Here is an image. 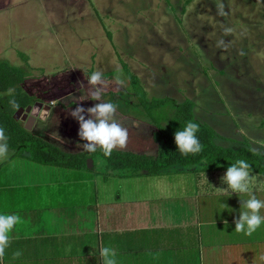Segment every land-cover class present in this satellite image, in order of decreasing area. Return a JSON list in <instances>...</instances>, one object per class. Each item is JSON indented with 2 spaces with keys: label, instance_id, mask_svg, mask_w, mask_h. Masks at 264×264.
<instances>
[{
  "label": "rangeland",
  "instance_id": "374dc122",
  "mask_svg": "<svg viewBox=\"0 0 264 264\" xmlns=\"http://www.w3.org/2000/svg\"><path fill=\"white\" fill-rule=\"evenodd\" d=\"M1 8L9 12L0 13V60L23 68L28 74L23 89L51 107L46 119L37 120L31 130L37 137L66 152L82 150L77 120L70 116L74 121L61 125L59 114L66 111V119L76 105L87 109L111 101L109 94H114L115 119L129 129L123 149L153 154L150 125L165 126L174 110L164 106L147 113L128 105L126 100L135 103L128 95V74L137 78L148 100L193 102L195 119L213 129L216 145L264 154V0H0ZM17 35L23 39L16 40ZM97 70L105 82L100 100L89 94L88 78ZM70 76L76 83L67 81ZM118 76L123 86L116 83ZM56 90L61 98L51 102ZM64 93L71 94L64 98ZM14 153L8 149L7 158L0 160V187L19 186L22 177L34 176L38 185L47 182L50 172L70 173L36 163L28 153ZM92 163L74 170L83 173L86 187L79 203L85 208L94 205V187L102 197L124 196L132 188L126 187L152 177L121 178V171L109 169L100 158ZM203 164L173 165L164 174L170 181L187 174V193L203 201L215 190L212 181L207 185L209 179L197 182L203 181ZM209 172L205 175L212 180ZM54 178L62 181L61 176ZM243 196L218 198L224 217L229 218L225 208H239ZM191 204L193 200L190 210Z\"/></svg>",
  "mask_w": 264,
  "mask_h": 264
},
{
  "label": "crops",
  "instance_id": "0c3cea01",
  "mask_svg": "<svg viewBox=\"0 0 264 264\" xmlns=\"http://www.w3.org/2000/svg\"><path fill=\"white\" fill-rule=\"evenodd\" d=\"M4 11L9 12L0 13ZM17 36L16 40L23 39ZM70 145L77 146V141ZM69 171L50 172L47 182L38 185L33 176L22 177L19 186L0 187V213L18 214L23 220L13 229L0 264H102L101 247L116 251L117 264H264V223L251 236L235 232L233 221L248 194L241 197L239 208H225L227 218L216 201L223 195L228 200L230 192L212 190L201 201L198 194L187 193V174L170 181L163 173L125 186L132 188L124 196L102 197L94 187V205L85 208L79 203L86 187L83 173ZM201 171L203 181L198 184L209 179L208 186L212 181L215 188H227L221 182L226 171L209 172L212 180ZM59 176L62 181L56 182L54 177ZM19 193L24 198L15 199ZM255 195L264 201V191ZM260 215L264 217V208ZM16 251L22 255L13 259Z\"/></svg>",
  "mask_w": 264,
  "mask_h": 264
},
{
  "label": "trees",
  "instance_id": "16d2710c",
  "mask_svg": "<svg viewBox=\"0 0 264 264\" xmlns=\"http://www.w3.org/2000/svg\"><path fill=\"white\" fill-rule=\"evenodd\" d=\"M127 77L132 89V92L128 95L135 99L134 104L126 100L128 105L147 113L164 106H170L174 110L173 118L165 126L156 123L150 125L151 122L147 123L153 128L151 141L155 145L154 153H135L121 148L114 149L110 157H105L99 149L94 153L84 150L77 153H68L56 144L53 145L30 131H26L20 121H14L13 114L19 108L33 105L36 99L23 89V84L28 80L27 72L23 68L12 66L7 61L0 60V127L5 131L8 149L13 150L14 154L19 156L22 153H28L31 160L43 166L50 165L71 170L86 169L87 159L94 161L100 158L109 169L121 171V178H131L139 175L155 177L163 174L173 165L186 166L201 161L204 162L203 170L211 172L226 171L231 163H235L239 159H244L250 164L252 174L264 177V154L256 153L246 147L231 149L216 145L213 129L195 119L193 102L185 100L177 104L169 98L148 100L137 78L128 74ZM9 88L15 90L12 96L5 95L6 90ZM109 97L111 99L109 102L116 105L117 102L112 101V98H115L114 94H109ZM12 99L19 105L18 108L14 109L10 105L9 101ZM155 120L156 118L153 117V121ZM188 121L199 125V131L196 135L203 149L199 154L185 156L178 152L174 134L176 131L183 129Z\"/></svg>",
  "mask_w": 264,
  "mask_h": 264
},
{
  "label": "clouds",
  "instance_id": "9594fccd",
  "mask_svg": "<svg viewBox=\"0 0 264 264\" xmlns=\"http://www.w3.org/2000/svg\"><path fill=\"white\" fill-rule=\"evenodd\" d=\"M226 33H230L231 29H225ZM223 41L218 42V46ZM103 73L100 70L94 71L88 78V84L92 87L89 94L94 100H100L104 89ZM116 83L120 86L124 85V81L118 76ZM14 89L6 90L5 95L12 96ZM10 105L15 109L19 105L14 99L9 101ZM117 106L111 102L95 103L87 109L78 105L71 111L70 115L77 120L79 124L78 136L80 147L82 150L94 153L98 149L105 157H110L116 148H125L128 141V130L118 123L115 119ZM86 116L88 118H86ZM199 131V125L195 122L188 121L183 129L174 134V141L178 152L182 155L199 154L203 146L201 145L196 133ZM8 156V143L5 131L0 127V160L6 159ZM250 164L239 159L227 168L225 175L221 178V182L227 185V188H214L217 194L235 193L248 194L249 198L241 201V209H243L239 218L234 220L235 232L244 233L251 236L264 223V217L260 215V210L264 208V201L257 199L255 191H264V179H259L257 175L250 172ZM23 223L22 218L18 214L0 213V261L5 256V250L9 247L11 241V233L17 225ZM22 253L16 251L13 253V259H18ZM117 253L110 247H101L100 257L102 264H117Z\"/></svg>",
  "mask_w": 264,
  "mask_h": 264
},
{
  "label": "water",
  "instance_id": "95a60500",
  "mask_svg": "<svg viewBox=\"0 0 264 264\" xmlns=\"http://www.w3.org/2000/svg\"><path fill=\"white\" fill-rule=\"evenodd\" d=\"M49 105H43L41 103L35 102L33 105H29L26 108H19L14 114V121H21L24 123L23 128L26 131L32 130L36 120L44 121L49 114L50 111ZM39 113V114H38ZM29 156V154H28ZM92 159L86 160V167H92Z\"/></svg>",
  "mask_w": 264,
  "mask_h": 264
},
{
  "label": "flooded vegetation",
  "instance_id": "af4514ba",
  "mask_svg": "<svg viewBox=\"0 0 264 264\" xmlns=\"http://www.w3.org/2000/svg\"><path fill=\"white\" fill-rule=\"evenodd\" d=\"M69 78H70V80L67 79V81H70V82H73V83L75 82V80H73L71 76H70ZM75 83H76V82H75ZM71 87H72V86H71ZM71 87H70V88H71ZM57 93H58V90H56L55 92H53L52 94H50V95H51V96H50V101H51V102H55L56 100H58V98H61V97H58V94H57ZM71 93H72V92H71ZM71 93H67V94L64 93V94H63V97H64V98H65V97H68ZM73 93H74V91H73ZM77 106H78V105H76L74 108H76ZM88 107H89V106H88ZM71 108H73V107L71 106ZM65 115H66V113H65V114L60 113V114H59L58 122H59V124H61V125L64 124V125L66 126V124H67L68 122H67V121L65 122V120L70 119V121H73L72 119H74V118L71 119V117H70L71 115H70V113H69V114H68L69 117H67V118L65 119V118H64ZM36 121H37V120H36ZM23 125H24V124H23Z\"/></svg>",
  "mask_w": 264,
  "mask_h": 264
}]
</instances>
